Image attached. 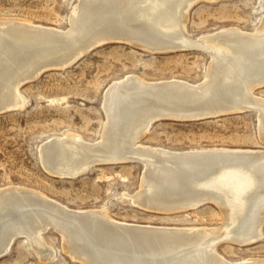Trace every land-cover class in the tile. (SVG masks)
Masks as SVG:
<instances>
[{"label": "bare ground", "instance_id": "bare-ground-1", "mask_svg": "<svg viewBox=\"0 0 264 264\" xmlns=\"http://www.w3.org/2000/svg\"><path fill=\"white\" fill-rule=\"evenodd\" d=\"M198 1L218 0H80L68 19L69 29L62 32L26 20H0V104L7 109L19 105L18 87L33 69L62 68L106 38L150 52L171 51L176 46L170 43L178 38L184 50H204L213 62L203 84L145 82L128 75L106 90V123L98 144L74 134L56 136L41 146L39 155L49 173L71 178L94 164L120 158L139 161L144 177L138 196L131 198L135 206L172 214L208 200L219 206L223 220L228 218L226 226L125 223L104 208L71 209L37 190L9 187L0 190L1 257L19 238L40 259H51L54 253L42 238L50 229L61 236L70 258L82 264H264L255 258L226 260L211 246L226 237L247 241L262 236L264 151H178L137 141L157 118L222 109L257 112L264 140V102L255 93L264 86V16L251 32L226 28L211 39L191 40L185 32L186 15ZM69 53L71 61L63 58Z\"/></svg>", "mask_w": 264, "mask_h": 264}, {"label": "rangeland", "instance_id": "rangeland-1", "mask_svg": "<svg viewBox=\"0 0 264 264\" xmlns=\"http://www.w3.org/2000/svg\"><path fill=\"white\" fill-rule=\"evenodd\" d=\"M79 1L0 0V20H26L67 31L70 14ZM263 16L264 0L198 1L187 12L185 32L191 40L202 41L226 28L251 32ZM134 46L120 41L103 43L75 57L63 69H46L18 87L22 97L18 96L15 102L19 105L0 113V190L27 187L71 209L104 208L111 218L125 223L218 228L223 216L214 203L172 214L135 206L132 199L141 191L144 177V167L139 162L98 163L72 178L53 175L40 163L41 146L56 136L74 134L87 144L100 142L106 123L104 96L115 82L136 75L145 82L178 79L199 84L206 79L213 62L204 50L196 47L161 53ZM255 93L264 102V87L255 89ZM258 116L255 111H246L198 121L159 120L141 136L139 143L178 151L205 148L264 151ZM263 221L262 236L256 243L248 246L221 243L217 252L235 262L264 259ZM42 238L54 253L51 259H40L27 240L18 238L0 258V264H82L64 251L62 238L54 230H47Z\"/></svg>", "mask_w": 264, "mask_h": 264}, {"label": "water", "instance_id": "water-1", "mask_svg": "<svg viewBox=\"0 0 264 264\" xmlns=\"http://www.w3.org/2000/svg\"><path fill=\"white\" fill-rule=\"evenodd\" d=\"M113 41H117V40L110 39V38H106L103 41H101L99 44H94V46H92L89 50H92L94 47L99 46V45H101L103 43H109V42H113ZM120 42H124V41H120ZM179 44H180L179 39L178 38H175V40L170 43V46H176V47H174L175 49H173V50L169 49L171 51H166V52H162V51H151V52L168 53V52H174V51H177V50H183L184 47H181L180 46L181 44L180 45ZM134 47H137V48H140V49L145 50L143 47H140V46H134ZM76 52L77 51H75V53ZM73 53H69V55H65V57H63V58L67 59V61L68 60L71 61V58L74 57L73 56ZM82 53H84V52H82ZM79 55H81V54H78V56ZM73 59H75V58H73ZM56 63H59V59H58V62H56ZM54 67H57V65L54 66ZM48 68L51 69L53 67H47V69ZM45 70H46V68H44L42 65L38 66L35 70L33 69L30 73H28V77L27 78H24L22 83H24V82H26V81L34 78L35 76H37L38 74L42 73ZM263 87L264 86H262L261 88H263ZM12 109H14V108L7 109V107H5L3 104H0V113H4V112L10 111ZM186 111L188 112V110H184V112H186ZM239 112H246V109H242V111H237V110L225 111V109H222L220 111H216V113H214V114H208V115L207 114H204L202 112H199V113L204 114V115H191L190 112H188L187 115H183V116H180V117H177V116L174 117V116H172V117L157 118L153 122H151V124L148 126V128L153 123H155V122H157L159 120L174 119V120H182V121H198V120H203V119H208V118H214V117H219V116L228 115V114H234V113H239ZM139 140L140 139H138L137 141H139ZM39 160H40V163L42 164V160H41L40 157H39ZM124 162H139V161H134V160H129V159L126 160V159H121L120 158V159L117 160V162H107V163H109V164H117V163H124ZM207 203H213V202L212 201H208V200H203L202 202L196 203V205H194L192 208H197V207L202 206V205L207 204ZM263 214H264V210H263ZM227 223H228V218L226 217V220H223V224H224L223 226H226ZM260 238L258 237V238H254V239H249L247 241H238L237 239H231L229 237H226V238H223V239H219V240L213 241L211 243V246H215V248H216L221 243H232V244L237 245V246H248V245H251V244L256 243ZM3 256H5V255H3Z\"/></svg>", "mask_w": 264, "mask_h": 264}]
</instances>
